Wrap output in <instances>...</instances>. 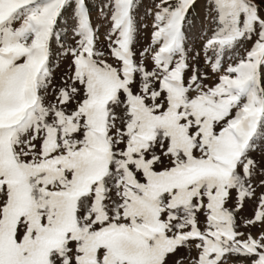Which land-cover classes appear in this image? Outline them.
Wrapping results in <instances>:
<instances>
[{
	"label": "snow or ice",
	"instance_id": "6c2138e0",
	"mask_svg": "<svg viewBox=\"0 0 264 264\" xmlns=\"http://www.w3.org/2000/svg\"><path fill=\"white\" fill-rule=\"evenodd\" d=\"M0 264H264V0H0Z\"/></svg>",
	"mask_w": 264,
	"mask_h": 264
},
{
	"label": "rangeland",
	"instance_id": "374dc122",
	"mask_svg": "<svg viewBox=\"0 0 264 264\" xmlns=\"http://www.w3.org/2000/svg\"><path fill=\"white\" fill-rule=\"evenodd\" d=\"M145 42L146 41H145V38H144V34H142V36H141V45H143Z\"/></svg>",
	"mask_w": 264,
	"mask_h": 264
}]
</instances>
